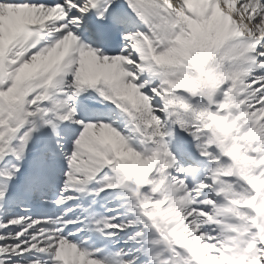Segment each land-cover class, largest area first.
<instances>
[{
	"label": "snow or ice",
	"instance_id": "snow-or-ice-1",
	"mask_svg": "<svg viewBox=\"0 0 264 264\" xmlns=\"http://www.w3.org/2000/svg\"><path fill=\"white\" fill-rule=\"evenodd\" d=\"M0 264H264V0H0Z\"/></svg>",
	"mask_w": 264,
	"mask_h": 264
}]
</instances>
